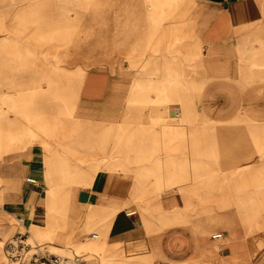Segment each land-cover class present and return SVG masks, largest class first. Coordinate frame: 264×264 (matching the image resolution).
<instances>
[{
  "label": "crops",
  "instance_id": "1",
  "mask_svg": "<svg viewBox=\"0 0 264 264\" xmlns=\"http://www.w3.org/2000/svg\"><path fill=\"white\" fill-rule=\"evenodd\" d=\"M169 15L163 31L172 33L178 24L181 31L179 40L164 41L175 49L166 62L176 66L167 73L183 75L161 78L195 80L200 111L195 120L146 121L141 128L149 131L127 141L131 152L122 151L120 139L114 148L88 135L82 150L72 147V160L82 164H70L67 202L76 209L105 211V250L63 254L93 264H264V0H183ZM124 70L119 67V78L104 69L86 72L75 113L115 116L119 110L110 106L119 102L111 93L117 81L122 87ZM10 110L0 104L1 112ZM177 124L183 131L174 150L158 130ZM29 128L38 126L7 114L0 118V264L2 253L8 264L5 246L22 232L20 227L29 237L50 242L45 231L57 223L48 224L49 209L64 207L53 195L60 152ZM37 144L46 145L45 152ZM122 152L123 169L98 171L108 157L120 160ZM129 208L155 210L146 214ZM216 232L223 236L213 237ZM52 237L61 245L60 233Z\"/></svg>",
  "mask_w": 264,
  "mask_h": 264
},
{
  "label": "rangeland",
  "instance_id": "2",
  "mask_svg": "<svg viewBox=\"0 0 264 264\" xmlns=\"http://www.w3.org/2000/svg\"><path fill=\"white\" fill-rule=\"evenodd\" d=\"M182 2L177 0L165 5L161 0H0V104H9L11 109L7 113L0 111V118L4 119L7 114L12 120H26L30 126L36 124L38 128H29L30 132L53 141L48 147L60 152L56 156L62 164L54 168L56 175L52 176L56 179L54 199L64 203V207L49 209L48 224L57 223L55 228L53 224L45 231L51 241L31 236L30 241L43 243L48 249L61 253L102 254L105 242L101 220L105 211L76 209L67 202V175L73 172L70 164L74 168L82 164L80 159L72 160V147L80 148L88 135L102 138L114 148L121 139L122 151L128 147L131 152L133 145L127 141L132 142V137L149 131L141 128L146 121L177 122L174 119L177 108L187 120L196 119L195 113L201 107L196 81L161 78L183 75L167 73L176 66L166 62L175 49L164 43L179 40L180 24L172 33H165L162 28L171 19L168 11L175 12ZM119 67L125 69L124 83L121 88L118 87L120 81L114 85L112 100L119 103L110 106L119 110L118 113L110 119L86 118L75 113L86 72L104 69L118 77ZM177 125L157 129L162 131V136L169 137L174 150L181 146L183 131L180 124ZM37 145L45 152L46 145ZM123 152L120 160L116 155L108 157L98 171L111 173L117 168L123 169L126 162ZM133 210L147 214L155 208H129V212ZM24 229L20 227L21 231ZM59 233L61 245L52 242V234ZM97 233L99 238L91 237V234L96 237ZM74 239L76 241H72ZM2 264H6L4 253Z\"/></svg>",
  "mask_w": 264,
  "mask_h": 264
},
{
  "label": "built area",
  "instance_id": "3",
  "mask_svg": "<svg viewBox=\"0 0 264 264\" xmlns=\"http://www.w3.org/2000/svg\"><path fill=\"white\" fill-rule=\"evenodd\" d=\"M36 182L33 177L27 178ZM222 232H216L213 237H222ZM8 264H93L85 258L54 252L48 248L30 241L27 231L18 232L6 243Z\"/></svg>",
  "mask_w": 264,
  "mask_h": 264
},
{
  "label": "bare ground",
  "instance_id": "4",
  "mask_svg": "<svg viewBox=\"0 0 264 264\" xmlns=\"http://www.w3.org/2000/svg\"><path fill=\"white\" fill-rule=\"evenodd\" d=\"M145 1V0H144ZM264 38V37H263ZM250 42V41H249ZM253 42H251V44H252ZM257 44V43H256ZM255 44V45H256ZM250 50V49H249ZM252 50V49H251ZM260 52V51H259ZM249 53V52H248ZM257 53V52H256ZM239 55V54H238ZM256 55V54H255ZM257 56V55H256ZM262 58H263V56H262ZM256 60V59H255ZM247 65V64H246ZM252 66V65H251ZM254 66V65H253ZM207 68V67H206ZM254 68H256V67H254ZM262 68V67H261ZM208 69V68H207ZM239 69V68H238ZM240 71V70H239ZM245 72V71H244ZM260 73V72H259ZM229 75V74H228ZM238 75V74H237ZM256 76V75H255ZM218 77V76H217ZM220 78V77H219ZM236 78V77H235ZM257 78V77H256ZM251 79V78H250ZM254 79V78H253ZM260 79V78H259ZM262 79V78H261ZM260 79V80H261ZM264 79V78H263ZM255 80V79H254ZM249 82V81H248ZM260 82V81H259ZM255 83V82H254ZM224 96V95H223ZM185 97V96H184ZM195 97V96H194ZM181 99V98H180ZM178 110H177V116H176V118H174L175 120H177V121H179V122H182L184 119H185V114L180 110V108H177ZM196 115H197V113H196ZM124 119H126V118H124ZM128 119V118H127ZM138 123V122H137ZM149 129V128H148ZM131 130V129H130ZM231 131H232V129H231ZM125 132V131H124ZM137 132V131H136ZM232 133V132H231ZM226 135H228V134H226ZM201 136V135H200ZM225 136V135H224ZM138 137V136H137ZM225 137H227V136H225ZM125 138V137H124ZM203 138V137H202ZM142 139V138H141ZM225 139V138H224ZM148 140V139H147ZM120 141H121V139H120ZM127 141V140H126ZM207 141V140H206ZM223 141V140H222ZM225 141V140H224ZM205 142V141H204ZM121 143V142H120ZM221 143V142H220ZM224 143V142H223ZM225 143H226V141H225ZM232 144V147H233V143H231ZM195 145V144H194ZM208 145V144H207ZM211 145V144H210ZM220 145V144H219ZM147 146V145H146ZM209 146V145H208ZM236 146H238V145H236ZM215 147H216V144H215ZM232 147H230V152H231V150H232ZM209 148V147H208ZM222 148V147H221ZM196 149H197V147H196ZM195 149V150H196ZM215 149V148H214ZM224 149H226V147L224 148ZM227 150V149H226ZM126 151V150H125ZM142 151V150H141ZM146 151H147V149H146ZM209 151V150H208ZM228 151V150H227ZM217 152V151H216ZM228 153V152H227ZM232 153V152H231ZM224 154V153H223ZM225 155V154H224ZM223 155V156H224ZM221 156V155H220ZM213 157V156H212ZM228 157V156H227ZM229 157H230V154H229ZM126 159H127V157H126ZM125 161V160H124ZM203 161H205V160H203ZM227 161V160H226ZM217 162V161H216ZM215 162V163H216ZM213 163V162H212ZM225 163V161L222 163V164H224ZM221 164V165H222ZM231 164V163H230ZM203 165V164H202ZM210 165V164H209ZM226 164H224V166H225ZM229 166V165H228ZM213 168V167H212ZM222 168H223V166H222ZM214 169V168H213ZM209 170V169H208ZM204 172V171H203ZM210 175V174H209ZM51 194V193H50ZM133 212V211H132ZM31 236V235H30ZM32 237V236H31ZM33 238V237H32ZM34 239V238H33Z\"/></svg>",
  "mask_w": 264,
  "mask_h": 264
}]
</instances>
